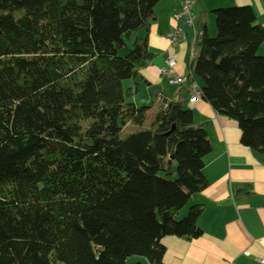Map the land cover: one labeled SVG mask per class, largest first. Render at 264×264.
<instances>
[{
  "label": "trees",
  "instance_id": "1",
  "mask_svg": "<svg viewBox=\"0 0 264 264\" xmlns=\"http://www.w3.org/2000/svg\"><path fill=\"white\" fill-rule=\"evenodd\" d=\"M163 1L0 0V264H164V239L203 236V207L179 215L208 187L206 129L175 101L146 127L152 108L129 102L155 59L131 38ZM213 15L185 87L201 79L264 155V29L251 8Z\"/></svg>",
  "mask_w": 264,
  "mask_h": 264
},
{
  "label": "crops",
  "instance_id": "2",
  "mask_svg": "<svg viewBox=\"0 0 264 264\" xmlns=\"http://www.w3.org/2000/svg\"><path fill=\"white\" fill-rule=\"evenodd\" d=\"M185 1L161 2L155 9L149 28L131 38L147 39L155 59L141 72L143 81L129 102L138 107V102L151 101V105H141L152 108L149 117L157 115L164 100L168 104L173 101L184 103L193 113L195 124L206 129L212 144V152L204 160L203 174L208 187L204 192L193 195L179 215L182 219L190 208L203 207L198 221L203 236L191 242L164 239V264H258L264 259V155L242 145V133L237 122L217 114L203 100L191 102V89L171 86L169 77L163 74L169 70L168 62L173 58L176 62L172 70L174 75L192 76L193 61L197 57L196 52L193 56L196 35L186 25L185 19L181 23L174 19L176 14L181 13ZM188 1L193 3L192 17L198 34L216 37L213 12L231 8H251L257 24L264 29V0ZM179 28L185 35L181 45L171 47L161 39V36H168ZM258 53L264 57V45ZM198 79L196 77L193 81L202 90L203 82ZM125 83H129L128 89L132 87L130 82ZM138 96H143V99L139 100Z\"/></svg>",
  "mask_w": 264,
  "mask_h": 264
},
{
  "label": "built area",
  "instance_id": "3",
  "mask_svg": "<svg viewBox=\"0 0 264 264\" xmlns=\"http://www.w3.org/2000/svg\"><path fill=\"white\" fill-rule=\"evenodd\" d=\"M192 8H193V3L186 0L181 6V13L176 14L174 16V19L176 20L177 23H181L185 19L186 23L192 27L196 35L195 36V45H196L198 32L196 31V27H195L194 20L192 17ZM161 39L164 41H167L171 47H177L185 41V35L181 32L179 28L168 36H161ZM195 45L193 46V56L195 55ZM168 65H169V70H165L163 74L169 77L170 85L180 86V87L186 86L189 81L188 78L176 76L172 72V70L176 66V62L173 58L169 59ZM199 100H202V91L201 89L198 88L197 84L194 83L191 86V102L194 103ZM258 264H264V259L259 260Z\"/></svg>",
  "mask_w": 264,
  "mask_h": 264
},
{
  "label": "rangeland",
  "instance_id": "4",
  "mask_svg": "<svg viewBox=\"0 0 264 264\" xmlns=\"http://www.w3.org/2000/svg\"><path fill=\"white\" fill-rule=\"evenodd\" d=\"M134 41V38L133 40ZM131 44L132 42L129 44V48L131 47ZM130 49H127V48H123L122 50H120L118 53H119V56L124 58L128 53H129ZM200 80V79H198ZM128 84L129 83H124V89L127 90L128 89ZM137 98H139V100H142L143 99V96H138ZM136 98V99H137ZM145 99V98H144ZM144 103V104H143ZM138 102V108H142L143 106L141 105H151V101L149 102V100H146V102ZM146 107H149V106H146ZM150 112V111H149ZM149 114V113H148ZM155 117H149L148 116V119H147V122H146V127H149L150 124L154 121ZM134 129H138L137 127L135 126H129L123 133V139H126L127 137H129L131 134L134 133ZM176 172V164H174V167H173V173ZM144 259L140 258V257H131L127 260L126 264H138V263H141V261L143 262V264H146L145 262L146 261H143ZM142 264V263H141Z\"/></svg>",
  "mask_w": 264,
  "mask_h": 264
},
{
  "label": "water",
  "instance_id": "5",
  "mask_svg": "<svg viewBox=\"0 0 264 264\" xmlns=\"http://www.w3.org/2000/svg\"><path fill=\"white\" fill-rule=\"evenodd\" d=\"M167 105H168V101H167V100H164V101L162 102V104H161V108L164 109ZM171 134H172V132L169 134V136H170ZM177 149H178V147H177ZM175 152H176V147H173V148H172V151H171L172 155H173Z\"/></svg>",
  "mask_w": 264,
  "mask_h": 264
},
{
  "label": "bare ground",
  "instance_id": "6",
  "mask_svg": "<svg viewBox=\"0 0 264 264\" xmlns=\"http://www.w3.org/2000/svg\"><path fill=\"white\" fill-rule=\"evenodd\" d=\"M186 25L189 26L187 23H186ZM189 27L192 28L191 26H189ZM195 52H196V54H197V49H196V47H195Z\"/></svg>",
  "mask_w": 264,
  "mask_h": 264
}]
</instances>
